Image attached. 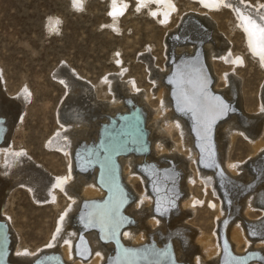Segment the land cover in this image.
<instances>
[{"label":"bare ground","instance_id":"6f19581e","mask_svg":"<svg viewBox=\"0 0 264 264\" xmlns=\"http://www.w3.org/2000/svg\"><path fill=\"white\" fill-rule=\"evenodd\" d=\"M83 1L71 0V4L81 8ZM135 1L137 9L148 3L155 4L152 11L159 13V20L165 24L177 10L173 0ZM190 1L200 9L186 8L179 24L167 27L170 30L162 51L166 58L164 68L158 69L153 59L143 58L149 61L147 76L155 86L152 93L157 96L154 108L149 104L153 95H149L151 100H146L145 95L134 92L138 89L135 79L121 82L125 70L104 79L105 95L111 93L110 98L115 100L110 104L93 98L90 86L78 80L70 67L54 68L53 78L65 84L68 95L56 120L58 131L46 143L48 148L59 149L65 158V170L55 177L31 162L23 152L25 148L19 146L15 149L9 135L5 138L8 127L14 129L26 111L31 93L24 81L19 96L8 98L0 67V119L3 120L0 121V264H257L255 262L261 258L264 261V223L257 228V224L250 222L264 220V185L258 184L264 177L252 187L258 184L256 189L241 190L231 181L223 180L220 184V177L212 165L216 159L230 180L248 183L258 177L253 164L264 165V157L260 159L264 156V78L259 90L261 99L255 102L252 110L256 114H248L250 108L240 77L236 74V68L244 63L243 55L233 52L229 38L224 40L220 35L213 45L205 46L212 40L206 26L217 30L211 11L230 5L226 7L235 12L234 24L242 32L245 49L256 59L264 74V32L260 31L264 25L259 20L256 22L260 27L251 23V19L264 15V7L259 2L253 6L244 4L243 0ZM127 6V0H111L112 26L118 27L119 17ZM192 21L206 31L198 30ZM48 24L49 27L53 25L52 22ZM188 34L195 39H199L201 34L210 36L204 42L199 39L204 63L213 80L211 89L226 101L206 94L204 107L195 112L185 103L184 95L194 87L204 90L207 87L205 73L195 65L197 60L193 61L191 68L184 66L186 69L178 73L179 76L171 77L176 83L178 100L171 92L168 80L172 60L176 62L180 57L191 56L196 47L188 40ZM220 45H223L222 49H218ZM116 61L120 63L119 55ZM217 62L222 64L221 69H217ZM129 102L133 105H128ZM221 102L226 106V112L221 111ZM242 107L248 113L240 121L237 115L231 114L237 109L243 110ZM134 108L141 113L145 132L137 126V114H128ZM119 115H125L123 128L114 131L106 127L112 119L119 123ZM208 123H211V133L205 138L204 129ZM239 135L249 141L250 157L246 164L230 157V150ZM99 142L101 153L97 149L93 159H86L92 146ZM89 161L97 164L89 166ZM147 163L164 167L160 180L150 177L145 166L141 168ZM170 166L177 172V192L169 185L175 174ZM136 183L139 184L137 190L133 188ZM195 183H200L204 195L208 194L215 209V220L211 231L193 232L191 238L195 246L187 247L188 239L184 237L190 236L189 230H184L187 227L185 220L193 215L191 205L194 203ZM17 186L27 188L30 197L38 202H56L57 191L65 195V207L57 213L52 234L44 244L48 245L47 248H30L22 242L13 226L7 207ZM241 193V198L249 194L242 201L240 199L241 217L228 228L234 218L232 213L229 221L223 223L227 209L235 205L234 200ZM184 195L186 198L179 203ZM169 196L175 199L174 209H169L167 204ZM227 198L233 199L232 205H227ZM178 206H181V214H171L176 208L178 211ZM254 209H260L259 214ZM132 221L137 225L129 228ZM173 234L176 238L185 235L181 237L183 242L172 237ZM249 249L256 250L259 258L254 259L257 258L255 255L238 259L230 253L243 254ZM90 258L91 262L86 263ZM249 258L253 259L247 262Z\"/></svg>","mask_w":264,"mask_h":264},{"label":"rangeland","instance_id":"374dc122","mask_svg":"<svg viewBox=\"0 0 264 264\" xmlns=\"http://www.w3.org/2000/svg\"><path fill=\"white\" fill-rule=\"evenodd\" d=\"M173 1L177 10L165 24L159 20L160 14L152 11L155 4L148 3L137 9L135 0H127L128 6L119 17L118 27H115L110 21L111 0H84L81 8L73 7L71 0H0V67L6 83V95L10 99L17 98L24 81L27 82L31 93L26 111L16 126L14 125V129L8 127L5 138L10 136L15 149L19 146L25 148L23 152L31 162L49 175L55 177L62 173L66 167L63 153L46 145L48 139L58 131L56 129L59 126L58 113L68 96L65 84L53 78L54 68L63 65L70 67L78 80L90 86L93 98L110 104H114L115 100L110 98L111 93L105 95L107 88L104 79L107 75L122 74L125 70L121 82L127 83L135 79L138 89L134 92L145 95L146 100L148 98L151 100L149 95H153L155 86L147 76L149 61L143 58L153 59L154 66L163 69L166 58L162 51L170 30L167 27L177 26L186 8L200 9L190 0ZM257 2L264 6V0H243L244 4L248 3L251 6ZM211 12L216 20V31H220L216 32L206 26L212 40L205 46L213 45L220 35L223 39L229 38L231 50L241 53L244 57L243 65L236 68V74L242 82L244 97L250 111L248 113L242 107L243 110L237 109L231 114L237 115V119L241 121L247 113L256 114L252 110L255 102L261 99L259 90L264 74L256 59L245 49L242 32L234 24L233 9L221 6ZM49 22L53 23L50 27ZM232 27L235 28L231 32ZM218 47L222 49L223 45ZM118 55L119 64L116 61ZM216 67L221 69L222 64L217 62ZM156 97L153 95L149 102L151 108H154ZM130 99L131 97L127 100ZM129 104L133 105L132 102ZM228 120L229 117L226 121ZM248 144L249 141L239 135L230 150V157L241 164L248 163L250 157ZM258 184L263 186L264 178ZM258 184L252 190L256 189ZM133 188L137 190L139 184L136 183ZM193 189L194 203L191 205L193 215H189L185 220L187 227L184 229L189 230L190 238L193 232L211 231L215 220V209L211 206L208 194L204 195L200 183H195ZM242 193L234 200L238 209L233 212L234 219L228 228L241 217L240 199L242 201L249 195L241 198ZM184 198L185 195L179 203ZM64 207L65 195L62 192L57 191L56 202L51 200L38 202L30 197L27 188L17 186L12 192V201L7 209L11 213L13 226L18 230L19 238L24 244L30 248H47L48 245L44 244L52 234L56 215ZM176 209L171 214L180 215L181 206H178V211ZM254 212L259 214L260 209H254ZM129 225L130 228L136 227L137 224L132 221ZM175 236L176 234L172 235ZM184 238L188 239L187 247L195 246L192 238L187 236ZM91 259L86 260V263H90ZM255 263L264 264L263 258Z\"/></svg>","mask_w":264,"mask_h":264},{"label":"water","instance_id":"95a60500","mask_svg":"<svg viewBox=\"0 0 264 264\" xmlns=\"http://www.w3.org/2000/svg\"><path fill=\"white\" fill-rule=\"evenodd\" d=\"M195 25H197V28H198V30H201V31H206L203 27H201L199 24H197L196 22H194V21H192ZM190 36V34H188V40H190V42H192V43H194V44H196V47H195V49H194V51H193V53H192V55L191 56H183V57H180L176 62H174L173 60H172V62H173V64H172V70H171V72H170V74H169V77H168V80H170V85L172 86V88H171V92L172 93H174L175 94V92H176V89H175V81L173 82V79H171V77H173L172 75H176V76H179V74L181 73V72H184V70L186 69L185 67H187V68H191V64L193 63V61H195V60H197V63L195 64L196 65V67H200V68H202V70H203V72L205 73V76H206V79H207V82H206V85H207V87H206V89H205V91H206V94L207 95H209L210 97H212V98H214V99H216V98H219L218 100H220V101H223V102H226L225 100H224V98L219 94V93H217V92H214L212 89H211V85H212V83H213V80H212V77H211V75L209 74V71H208V69H207V67H206V65H205V63H204V56H203V53H202V42H199V39H202L203 40V42L205 41V40H209L210 39V36L209 35H207V34H201V36L199 35L198 37H199V39H195V38H190L189 37ZM176 38H178V36L176 37ZM197 42H199V43H197ZM190 63V64H189ZM185 66V67H184ZM179 73V74H178ZM177 81H179V79L177 80ZM176 95V94H175ZM175 97V99L176 100H178V96L176 95V96H174ZM217 100V99H216ZM227 103H229V104H231V103H234V102H227ZM124 114H126V113H124ZM129 115H135V114H137V119H138V121L136 122L137 123V126H138V128H139V130L140 131H142V132H145V130H144V127H143V118H142V116H141V113H139V111H138V109L137 108H134L132 111H129V113H128ZM124 117H125V115H119V120H120V122L119 123H117V120H115V119H112L111 121H110V123L106 126V127H110V128H113V130L114 131H119L121 128H123V123L125 122L124 121ZM220 119V118H219ZM218 119V120H219ZM0 121H3L2 119H0ZM125 125V124H124ZM125 127V126H124ZM120 133H124L123 131H121ZM143 134H145V133H143ZM102 137L103 136H101V138H100V141L102 140ZM97 149H99V152L101 153V146H100V142L99 143H97V146H92V148H91V150H90V153H89V155H87V158L86 159H93V157L95 156V151L97 150ZM85 152H87V150H85ZM84 154V153H83ZM87 154V153H86ZM85 156V155H84ZM214 159L216 158V153L214 154ZM211 163V162H210ZM87 164L90 166V165H93V164H97V162L95 161V162H91V161H89V162H87ZM148 165H143L141 168L143 169V168H147L148 170H149V172H150V177H153L154 178V180L155 181H157V180H160L161 179V173H162V171H163V169H164V167H157L155 164H152V163H147ZM264 164V163H263ZM212 165L214 166V168H215V170H216V173L218 174V176L220 177V179H219V183L221 184V183H223V180H225L226 182H228V181H231V182H233V184H234V186L235 187H240L241 189H250V188H252L256 183H257V180H259L260 178H262V177H264V165L261 167V166H257L256 165V163L255 164H253V165H255V169L258 171V174H257V178L254 180H252V181H249L248 183H242L241 181H237V180H230V179H227V176L224 174V172H223V170H222V168H221V165L216 161V159H215V161L212 163ZM252 165V166H253ZM88 166V167H89ZM145 166V167H144ZM171 167V166H170ZM171 170H172V172H173V174H174V176H173V178L169 181V185L171 186V187H173L174 188V190H176V192H177V186H176V184H177V172L176 171H174L175 169L173 168L172 169V167L170 168ZM170 197V196H169ZM169 199V198H168ZM226 202H227V205H232V203H233V199H231V198H227L226 199ZM167 204H169V209H171V208H175V199H174V197L172 196V197H170V201H169V203L167 202ZM238 209V207L237 206H235V205H233L232 206V208H228L227 209V212H226V215H225V218H224V222L223 223H226L227 221H229V217H230V215L233 213V212H236V210ZM229 218V219H228ZM260 220H262L261 221V224L260 223H258V221H260ZM260 220H256V221H254V222H252L253 223V225H255L256 226V224L258 225V226H256L257 228L258 227H260L263 223H264V220L261 218ZM264 226V225H263ZM82 243H85V241L84 240H82ZM230 250V249H229ZM231 253V255H232V257H236V258H238V259H242V258H248V257H254L255 255L257 256V258H254V259H258L259 258V255H257V251L256 250H252V249H249V250H247L245 253H243V254H237V253H234V252H230ZM253 258H249L248 260H247V262H249L250 260H252ZM246 262V263H247Z\"/></svg>","mask_w":264,"mask_h":264},{"label":"snow or ice","instance_id":"6c2138e0","mask_svg":"<svg viewBox=\"0 0 264 264\" xmlns=\"http://www.w3.org/2000/svg\"><path fill=\"white\" fill-rule=\"evenodd\" d=\"M241 2H242V0H241ZM226 6H230V5H226ZM262 7H264V6H262ZM236 10L239 11V8H237ZM257 20H259L261 25H264V15L258 16L255 19H251V23L254 26L260 27V25H258L256 22ZM260 31L264 32V27H260ZM189 83H191V81H189ZM216 99L218 100L219 98H216ZM184 101L186 104H188L191 107V110H193L194 112L199 111L205 105L206 91L204 90V88L194 87L193 89H191V91L189 93L184 95ZM220 109L222 112L227 111L226 106H224L222 104V102L220 103ZM210 133H211V123H208L204 129V137L205 138L210 137Z\"/></svg>","mask_w":264,"mask_h":264}]
</instances>
